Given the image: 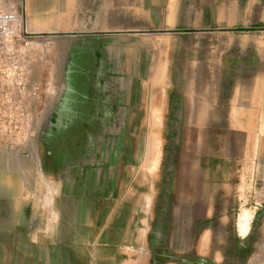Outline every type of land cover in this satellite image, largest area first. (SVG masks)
Here are the masks:
<instances>
[{"label": "rangeland", "instance_id": "rangeland-1", "mask_svg": "<svg viewBox=\"0 0 264 264\" xmlns=\"http://www.w3.org/2000/svg\"><path fill=\"white\" fill-rule=\"evenodd\" d=\"M20 5L37 92L15 116L26 128L0 129V264H85L95 246H112L109 235L124 236L127 219L130 234L144 235L142 264H264V217L250 259L232 256L238 215L250 212L249 230L262 197L244 175L209 178L218 133L194 123L217 94L223 102L232 76L254 69L264 0ZM203 225L215 248L205 259L169 249L170 239L192 244Z\"/></svg>", "mask_w": 264, "mask_h": 264}, {"label": "crops", "instance_id": "crops-1", "mask_svg": "<svg viewBox=\"0 0 264 264\" xmlns=\"http://www.w3.org/2000/svg\"><path fill=\"white\" fill-rule=\"evenodd\" d=\"M29 3H32V0H29ZM250 50L253 52V61L248 62L247 67L254 69L232 76V79L226 83L229 85V89L223 102H220L219 94H217L216 103H212V106L205 113L200 114L194 123L200 126L196 128L198 131L218 133L219 152L213 156L214 163L210 168L209 178L228 181L234 178L241 179V176L244 175V178L250 181L254 191L253 195L262 197L261 200L256 201V205H258L256 211H258L264 206V55L256 60L254 53L256 51L264 53V44H254L251 49L249 48ZM255 64L258 66L257 69H255ZM234 187L236 196L244 195L239 191L243 189L241 185L237 184ZM211 205L213 206V204ZM134 207L136 211L139 210L137 205ZM213 211H215L214 206L207 208L205 217H208V214ZM125 217H129L128 214ZM131 222L133 221L129 219L125 221L127 231L124 236L109 235L108 241L112 246H102L100 247L101 251H96L97 247L95 246L93 258L90 256L87 260L90 263L91 259L97 260V255L102 252L108 260L111 258L110 264H142L143 248L146 241L144 235L138 234V226H135V235L130 234L131 227H128V224ZM257 222H259L258 227L264 226H262V220ZM87 241L93 243L90 239ZM99 242L102 245L108 244L105 241ZM257 242L258 239H255L253 243ZM71 243L74 244L73 241ZM117 244L120 245V249H117V246L113 247ZM186 244L188 243L185 237L183 240L170 239L168 247L175 254L185 255L186 252L192 253L193 251L200 260L205 259V256H209L215 249L213 248V227L203 225L192 243L193 246L188 244L187 247ZM71 247L73 251L72 245L67 249ZM67 254L71 255L70 252ZM219 255L223 259L220 252ZM77 261H80V257ZM89 262H85V264H90ZM4 264H7V260H4ZM77 264H83V262Z\"/></svg>", "mask_w": 264, "mask_h": 264}, {"label": "built area", "instance_id": "built-area-1", "mask_svg": "<svg viewBox=\"0 0 264 264\" xmlns=\"http://www.w3.org/2000/svg\"><path fill=\"white\" fill-rule=\"evenodd\" d=\"M21 0H0V115L6 122L2 130L24 129L22 120L29 112L22 100L32 99L37 92L31 35L23 25Z\"/></svg>", "mask_w": 264, "mask_h": 264}, {"label": "flooded vegetation", "instance_id": "flooded-vegetation-1", "mask_svg": "<svg viewBox=\"0 0 264 264\" xmlns=\"http://www.w3.org/2000/svg\"><path fill=\"white\" fill-rule=\"evenodd\" d=\"M264 208L262 207L260 210H258L254 216L253 222L249 227V230L247 232L246 235L244 236H240L238 233L236 236H238L239 238L237 239V245L234 248V251L232 253V256H234V258L238 257V261H241L242 259H244V257L246 256L247 259L250 257L251 253H247V249L249 248L250 243H253L256 239L255 232L253 231V229H255V225L257 223L258 220L262 219L264 217ZM226 239V236H225ZM238 249V250H237ZM237 250V252H235ZM220 253L224 257H226L225 254V247L220 248Z\"/></svg>", "mask_w": 264, "mask_h": 264}, {"label": "bare ground", "instance_id": "bare-ground-1", "mask_svg": "<svg viewBox=\"0 0 264 264\" xmlns=\"http://www.w3.org/2000/svg\"><path fill=\"white\" fill-rule=\"evenodd\" d=\"M134 55V54H133ZM152 58V57H151ZM151 60V59H150ZM154 60V59H153ZM136 65V64H135ZM135 67V66H134ZM140 67V66H139ZM134 71V70H133ZM250 212L248 210H244L238 215V231L240 235H244L248 229Z\"/></svg>", "mask_w": 264, "mask_h": 264}]
</instances>
